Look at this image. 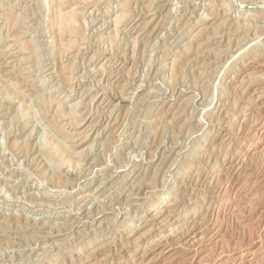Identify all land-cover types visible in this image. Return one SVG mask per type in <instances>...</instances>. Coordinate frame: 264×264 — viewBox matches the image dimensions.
Here are the masks:
<instances>
[{
    "label": "rangeland",
    "instance_id": "obj_1",
    "mask_svg": "<svg viewBox=\"0 0 264 264\" xmlns=\"http://www.w3.org/2000/svg\"><path fill=\"white\" fill-rule=\"evenodd\" d=\"M262 135L264 0H0V264H264Z\"/></svg>",
    "mask_w": 264,
    "mask_h": 264
},
{
    "label": "bare ground",
    "instance_id": "obj_2",
    "mask_svg": "<svg viewBox=\"0 0 264 264\" xmlns=\"http://www.w3.org/2000/svg\"><path fill=\"white\" fill-rule=\"evenodd\" d=\"M253 20V19H252ZM256 24V23H255ZM103 27V26H102ZM262 29V28H261ZM260 31V30H259ZM35 34V33H34ZM34 38V37H33ZM18 46V45H17ZM16 46V47H17ZM245 46V45H244ZM233 58V57H232ZM238 58V57H237ZM47 63V62H46ZM256 64V63H255ZM248 67H249V65H248ZM248 67H246V68H248ZM257 67V66H256ZM30 68V67H29ZM33 68V67H32ZM249 68H251V67H249ZM248 68V69H249ZM252 69V68H251ZM16 70V69H15ZM31 70V69H30ZM249 71V70H248ZM254 72V71H253ZM42 81V80H41ZM131 90V89H130ZM137 92V91H136ZM42 94H44V93H42ZM88 118V117H87ZM226 124V123H225ZM258 129V128H257ZM252 130V129H251ZM254 130V129H253ZM250 131V130H249ZM248 134V133H247ZM263 137L262 138H264V135H262ZM253 149V148H252ZM249 152V151H248ZM74 157V156H73ZM161 158V157H160ZM241 160V159H240ZM247 161V160H246ZM228 164H230V162L228 163ZM239 166V165H238ZM251 166V165H250ZM247 168H248V165H247ZM252 168V167H251ZM250 174H252L251 172H250ZM253 175H248V178L249 177H252ZM122 179V178H121ZM260 180V179H259ZM257 182V181H256ZM259 184V183H258ZM261 188V187H260ZM230 190V189H229ZM235 190V189H234ZM253 190V189H252ZM19 191V190H18ZM255 193V192H254ZM92 194V193H91ZM111 194V193H110ZM106 195V194H105ZM231 195V194H230ZM103 196V195H102ZM97 198V197H96ZM232 198V197H231ZM232 200V199H231ZM235 202V201H234ZM233 206V205H232ZM107 208V207H106ZM230 208V207H229ZM234 208L236 209V207L234 206ZM98 209V208H97ZM177 209V208H176ZM232 211V210H231ZM233 212V211H232ZM194 219V218H193ZM92 221V220H91ZM155 221V220H154ZM160 221V220H159ZM158 222V221H157ZM184 222V221H183ZM182 222V223H183ZM176 223V222H175ZM192 223V230H196L195 228L197 227V225L198 224H196L195 222H191ZM152 224V223H151ZM188 223H186L185 222V225H187ZM177 225H180V224H177ZM99 226V225H98ZM193 226H194V228H193ZM184 227V226H183ZM189 227V226H188ZM199 229H200V227H199ZM174 230V229H173ZM172 230V231H173ZM171 231V230H170ZM169 231V232H170ZM179 231V230H178ZM164 232H166V231H164ZM13 233V232H12ZM73 233V232H72ZM77 233V232H76ZM168 233V232H167ZM192 233H194V232H192ZM186 234V233H185ZM165 235H167V234H165ZM169 235H170V233H169ZM211 236V235H210ZM167 237L168 236H166L165 238L167 239ZM176 237V236H175ZM193 237V236H192ZM165 238H161L163 241H158V242H154V241H152L153 242V244L151 243V245L152 246H150L149 247V251H157V250H161L160 251V254H159V256H161V255H168L169 256V251H171V245H169L170 243H172V242H170V241H168V239L167 240H164ZM130 239V238H129ZM160 239V238H159ZM217 239H219V238H217ZM200 240V239H199ZM203 240V239H202ZM168 241V242H167ZM174 241V240H173ZM191 241V240H190ZM217 241V240H216ZM219 242V241H218ZM197 243H198V241H197ZM208 243V242H207ZM216 243V242H215ZM188 244V243H187ZM192 244V243H191ZM195 244V243H194ZM150 245V244H149ZM173 245V244H172ZM180 245V244H179ZM206 245V244H205ZM222 245V244H221ZM184 246H186V245H184ZM193 246V245H192ZM176 247V246H175ZM180 247V246H179ZM189 247V246H188ZM194 247V246H193ZM178 248V247H177ZM203 246L201 245V240H200V243L199 244H197V247H196V249H198V251L197 252H200V251H202L203 250ZM186 249V248H185ZM189 249H191V251H192V249H194V248H189ZM206 248H204V250H205ZM252 247H250L249 249H246V250H244L243 252H236V253H234L233 254V256L232 257H230L229 259H226L224 256H220V257H218L217 259H215V261H213L214 262V264H259L260 263V259H258V261H256V255H257V252L258 251H260L259 249H261V247L259 248V249H253ZM137 251V250H136ZM195 251V250H194ZM241 251V250H240ZM177 252V251H176ZM184 252V251H183ZM145 253H147V251L145 252ZM196 253V252H195ZM148 254V253H147ZM155 255V254H154ZM251 256V257H249V258H247L248 256ZM141 256V255H140ZM167 256V257H168ZM186 257L188 258V256L186 255ZM264 257V256H263ZM156 258H158V257H156ZM185 258V257H184ZM164 259V258H163ZM188 259H190V261L191 262H199V259H198V256L197 255H193L192 257H189ZM197 259H198V261H197ZM149 260V259H148ZM168 260V259H167ZM182 260V259H181ZM123 261V260H122ZM147 262V261H146ZM231 262V263H230ZM263 262V260H261V263ZM93 263V262H92ZM264 263V262H263ZM88 264V263H87ZM162 264V263H161ZM211 264V263H210Z\"/></svg>",
    "mask_w": 264,
    "mask_h": 264
}]
</instances>
